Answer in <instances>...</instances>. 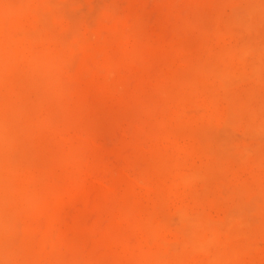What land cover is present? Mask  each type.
<instances>
[{
	"label": "bare ground",
	"instance_id": "1",
	"mask_svg": "<svg viewBox=\"0 0 264 264\" xmlns=\"http://www.w3.org/2000/svg\"><path fill=\"white\" fill-rule=\"evenodd\" d=\"M64 1L66 2V0H0V262L5 264L7 260H13L15 264L240 263L242 256L243 258L245 256V253L241 254L252 243H247L249 238L243 239L246 234V237L250 236L247 231L246 234L239 232L241 237L237 232L241 227H245L246 230L249 227L248 221L251 217L254 218L251 216L254 213L253 209H256L253 202L260 200L261 203L257 204H264V186L259 184L253 190V197L249 194L250 197L246 196L244 199L240 196L242 190L238 191L236 188V191L234 186L235 192L229 194L232 191L229 186L232 184L228 185L225 192V184L217 181L218 178H222L218 174L223 172L240 174L243 171L252 175L258 171L264 172V39L252 41L242 38L245 33H250L251 29L253 32L256 31L253 30L258 26L256 21L264 15V0L222 1L224 7L226 4L229 7L230 14L229 12L225 14L229 15L220 18L213 30L211 28L210 41L216 45L211 49L214 47L215 49L207 47L208 50L198 65L191 68L187 66L184 72L180 74L176 72L159 82L164 85L165 90L156 92H162L169 97L170 106L167 107L170 109L166 111L169 112L165 116H158L156 120L153 118L156 112H153L154 116L151 114L154 122L150 123H153L155 132L154 136L151 135L153 157L141 171L142 166L137 167L140 165L136 164V167L140 168L137 174L128 175L123 172L135 200L130 207L113 213L112 218L115 219L112 221L113 224H117L116 228L122 222L136 236L135 244L132 242L133 246L129 243L131 240L127 241L128 243L125 240L119 241L117 250L112 255L98 258L97 255L94 259L83 257L82 261L75 263L58 255L59 251L57 253L52 252L54 249L51 252L47 251L44 245L42 249L34 250L33 246L22 247L14 240L13 237H17L14 236L16 234L14 230L20 228V224L16 227L17 221L23 224L29 220V224L32 221L38 222L34 220L37 216H33L36 212L40 210L41 215L47 216L43 214L46 210L41 209L42 204L47 205L49 201L48 203L45 201L51 197L56 200L61 196L62 192L58 190L54 192L57 194L54 197L50 191L52 196L46 195L48 190L45 191V188L48 186L46 187L45 183L60 175L70 177L81 170L77 164L72 168L67 167L63 159L55 158L53 155L54 149L62 147L64 149L65 144L68 148L71 145L69 143H72L71 136L65 130H59L56 109L63 103L65 81L69 79L73 49L78 51L85 48L84 52L88 51L92 55L102 54L99 66L102 67L104 84L99 94L100 100L106 99L110 91L122 86L116 81L122 76L123 69L114 63L109 50L107 53L110 55L104 53L107 47H104V41L93 26L92 17L88 15L91 18L81 24L77 21L72 22V19L75 20L72 9L76 8L78 2L68 10L66 7H71L70 4L74 0H70V4ZM218 13L221 17V12ZM73 24L79 27L83 24V32L71 29ZM69 30H72L71 33L75 31L77 35L69 37L71 35ZM125 32L123 37L127 45L128 41L131 42L130 39L135 38V31L130 28ZM179 63H183L184 66V62ZM241 82H246L241 92L229 90V86ZM232 83L234 84L231 85ZM211 127L220 128L219 131L217 129L211 131L216 130L217 134L220 132L219 135L222 137L228 133L224 132L227 129L232 130L236 137L240 135L239 140L242 137L236 148L234 146L237 142L235 144L233 141L230 142L233 144L230 147H234L233 151L231 150L233 153L228 150L229 139L228 142L225 140L228 143V147L224 145L228 148L226 151L222 149L224 146L220 143L222 137L215 134L217 139L211 138L214 136V133L210 134L212 132L208 131ZM147 137H150L149 134ZM75 139L78 140L79 137L76 136ZM84 141L91 143L89 139ZM226 142L223 143L227 145ZM60 151L61 149L58 153L62 154ZM78 160L81 161L80 157H77ZM211 180H214L213 182L217 180L215 190L210 189V185L213 186ZM224 181L228 183V178ZM129 200L130 196L127 203ZM261 209H264V206ZM261 209L258 206L255 210V212L259 210L256 217L258 221L260 219L258 216L264 214H260ZM212 213L214 215L221 213L222 216L220 214L221 218L214 217ZM32 216L34 219L31 220ZM248 216H251L249 220ZM255 219L252 223L257 225ZM11 221L15 222L14 225H11ZM253 233L264 238V223L258 225ZM230 234L234 241L237 235L236 238H242V242L247 241L232 243ZM34 246L36 247V244ZM257 247L252 245L249 250L260 249V246ZM249 250L245 251L251 254ZM260 255L261 253L255 256L259 264L264 261Z\"/></svg>",
	"mask_w": 264,
	"mask_h": 264
},
{
	"label": "rangeland",
	"instance_id": "2",
	"mask_svg": "<svg viewBox=\"0 0 264 264\" xmlns=\"http://www.w3.org/2000/svg\"><path fill=\"white\" fill-rule=\"evenodd\" d=\"M89 1L90 0H74L72 4H70L71 1L66 0L71 7L67 4L64 5L69 6H65L69 10L78 2L75 6L76 8L72 9V14L74 13L72 16L75 19H72V22L77 21L81 24L83 21H88L92 17L93 26L98 30V35L104 41V47H107L104 53L107 55L111 53L110 56L114 63L123 69L122 76L116 81V83H120L122 86L110 91V95L107 98L105 97L106 99L103 98L100 100L99 94L104 84V79L101 74L102 67L99 66L102 54L92 55L88 51L84 52L85 48H80L78 51L73 49L74 53L72 52L71 54L74 56L71 55V59L69 58L71 67L68 73L69 79L67 78L68 80L65 81L66 86L64 87L65 95L63 94V103L56 109V115L58 117L56 118L60 123L59 130H65L67 134L71 136L72 143H69L71 145H69L70 147L68 148H66L67 145L65 144V150L63 147H59L61 149L60 152H63L62 154L58 153L60 149H54L53 155L55 158L59 157L63 159L64 165L67 167L70 166V168H72L77 164L81 170L70 177L60 175L54 180H49L47 184L45 183V186H48H46L48 189L45 188V191L48 190V192L46 191L45 193L46 195L48 194L50 197V192H52L54 197L57 195L54 192L58 190L62 192L61 196H58L59 198L57 197L56 200H53L51 197L49 200L45 201L47 203L49 201L47 205L46 203L42 204L41 209L43 211L46 210L43 214H47V216L41 215L42 212L40 213L39 210V212H36L37 214L35 213L33 215L34 217L37 216L36 219H34L33 216L31 218V220L34 219L38 221H34L35 223H33V221L30 222L32 226L29 224L30 220L25 224L17 221V226H15L18 227V224H20V228L18 227L14 230L16 233L14 236L17 237H13L22 247L30 246L32 248L33 246L34 248L32 249L39 250L42 249L44 245L47 251L51 252L52 249H54L52 251L53 253L59 251L58 255L73 262L82 261L87 257L94 259L97 255V258L102 256L108 257L116 252L117 245L120 243L119 241L125 240L129 242L131 240L129 243L132 244V242H134L133 244H135L136 236L129 231L127 225L120 222L121 224H118L119 227L116 228L117 224H113L115 219L112 218L114 216L113 213H117V210L119 212L127 206L130 207L135 200L134 193L131 191L127 180L124 178V173L128 175H133V173L137 174L146 167L153 157V145H151L153 142L151 135L154 136L155 132L153 130V123H150V121L154 122L153 118L156 120L169 112H166L170 109L167 107L170 106L169 97L162 92H156L157 90L163 92L165 90L164 85L159 82H162V79H168L169 76L176 72H179L177 74L184 72V68L187 66L191 68L195 67L196 64L198 65L203 60L208 48L211 49L213 46H216L210 41L211 28L213 30L216 21H220V18L227 17L230 14L227 4L224 7V2H222L224 0ZM226 1L227 0H225V2ZM218 12H221V17ZM228 12L229 14L225 15ZM262 16L257 19L259 22L256 21V25L258 26L253 28V30L256 31L253 32L251 29L249 31L250 33H245V36H242V38L244 37L252 41L264 39V21H262L264 17ZM84 18L85 20H82ZM213 20H215L214 23ZM76 24H73L71 29L79 33L83 32V24L80 27L77 26L79 24ZM130 28L134 29L135 38L130 39L131 42L128 41V46V44H125L123 35L124 32ZM205 29L208 31L207 33H204L206 32ZM70 31L72 30L68 32ZM75 31H73L74 34L70 32L71 35L69 37L72 35L74 36L76 34ZM213 49H215V47ZM108 50L110 52H108L109 54L107 53ZM180 61L184 62L185 67L183 63H179ZM156 78H160L161 80L155 81ZM241 84L243 85L240 86ZM241 84H234L235 86L233 85L232 87L229 86V90L236 93H238L237 91L241 92V88L246 85V82H241ZM236 87H238V89ZM96 104L97 106H95ZM153 112H156L157 115L154 114L155 117L152 118ZM141 118L142 120H140ZM146 118L149 120H146ZM145 129L147 131H145ZM214 129L217 128L211 127L208 129V131L212 132H209L210 134L214 133V136L212 135L211 138L217 139V136L221 138L222 136L219 135L221 133L219 132V134H217L220 128L217 129L218 131H211ZM227 131L228 133L223 136L225 138L222 137L221 142L220 140L217 141L227 147L229 143L230 145L228 148L230 149L225 148V146L222 148V145L218 144L222 149H226V151L229 150L230 152L232 148H236V145L242 140V137L239 140L238 137H240V135L236 137V135H233L232 130H224L225 133ZM230 131L232 134H229ZM148 134L150 137H147ZM215 134L217 136H215ZM76 136L79 137L78 140L75 139ZM85 139H89L91 143L84 141ZM226 139L227 142L228 139L230 141L227 143L225 141ZM231 141H233V144L237 142L234 147H230L232 144L230 143ZM137 142H144L142 144L145 147ZM223 142H226L227 145ZM146 149L148 150L146 151ZM66 151L70 152L67 153ZM222 153L225 152L222 151ZM77 157H80L81 161H77ZM148 158L149 160H146ZM168 158L170 157L168 156ZM139 161L143 164L141 165ZM126 163L129 164L126 165ZM138 163L140 166L137 167L142 166L141 169L139 168L140 171L136 167ZM134 167L135 170H133ZM131 171L132 173H130ZM258 172L260 173V171ZM258 172L253 175L243 171H241L240 174H231L229 172L227 174V172H225L226 175L223 172L222 174H218L222 178H218V181H216L225 184V192L228 190V185L232 184L233 187L231 185L229 186L232 190L229 194L235 192L234 186L235 190L236 188L238 191L242 190L240 193L243 195L240 194V196H243L242 198L245 199L246 196V198L250 197L249 194L253 197V190L259 186V184L260 186H264V184H262L264 183V178H262L264 177V175H262L264 172L260 174ZM244 173L245 175H243ZM241 174L242 176H240ZM223 178L225 180L228 178V183L224 181ZM213 181L214 180H211L210 182ZM216 181L213 182V186L210 185L211 183H208L211 190H215ZM252 182H254V184ZM250 184L251 186H249ZM245 188H248L249 190H247L249 192H247ZM129 193L131 195H129ZM129 196L130 200L129 203H127ZM257 202L258 201H254L253 203L257 206L255 204V206H253L256 209L259 206V209H261L264 204L258 205ZM256 209H253V212L256 214H251L254 218L248 216V220L251 217L248 221L249 227L247 226L248 228L246 230L245 227H241L239 231L236 232L240 235L239 232L241 234H246L247 231L250 236L246 237V234V236H243V239L246 238L248 240L249 238L247 243H252V245L256 247L258 241V247L260 246V249L257 248L260 251L257 249L256 252L253 249V253L251 249L249 250V248H252V245L250 246L246 243V245H248L247 249L251 254L246 253L248 250L245 249L246 251L244 250L241 255L245 253L246 257L244 256L243 258L242 256L241 258V255L239 257V259L241 258L239 261L241 264H259V260H257L255 256L260 253V257L264 258V256H262L264 255L262 254L264 253V238L253 233L258 225L264 223V214L258 216L260 217L258 221L256 217L259 214V210L255 212ZM38 213L41 219H39ZM261 213H264V209L260 210V214ZM220 214H213V216L219 218ZM137 215L138 214L135 216L137 217ZM247 215H249V213ZM254 219L257 225H255L256 223L253 224ZM14 223L15 222L11 221V225H14ZM231 234H233V232ZM231 234L232 243L239 244L247 241L244 240V242H242V238H236L238 236L237 234L234 241ZM241 236L242 235H240V237ZM132 239L135 241H132ZM33 240L34 243L32 244ZM35 244L36 247L34 246ZM242 259H244V261ZM8 261L9 260H7L6 263ZM262 262H260V264H264ZM10 263L15 264V261L13 262V260H10L9 264ZM0 264H3V262H0Z\"/></svg>",
	"mask_w": 264,
	"mask_h": 264
}]
</instances>
